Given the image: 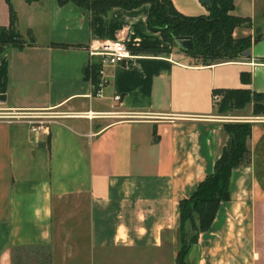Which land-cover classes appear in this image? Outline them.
Masks as SVG:
<instances>
[{
    "label": "crops",
    "instance_id": "1",
    "mask_svg": "<svg viewBox=\"0 0 264 264\" xmlns=\"http://www.w3.org/2000/svg\"><path fill=\"white\" fill-rule=\"evenodd\" d=\"M81 1L0 0V108L61 114L37 132L0 119V264H177L179 203L213 172L227 116L253 123L251 159L233 169L230 200L187 260L264 264V116L252 104L221 115L213 94L264 92V0H234L232 14L251 25L233 36L252 38L251 55L212 64L178 46L154 51L168 44L148 27L149 0L101 13ZM172 2L187 16L209 13L202 0ZM102 40L136 56L108 67L103 98H91L86 48ZM88 110L108 114L65 115Z\"/></svg>",
    "mask_w": 264,
    "mask_h": 264
},
{
    "label": "trees",
    "instance_id": "2",
    "mask_svg": "<svg viewBox=\"0 0 264 264\" xmlns=\"http://www.w3.org/2000/svg\"><path fill=\"white\" fill-rule=\"evenodd\" d=\"M10 2V0H7ZM28 2L34 0H27ZM83 6H89L93 12H106L114 6L135 8L143 0H94ZM151 4L147 19L151 31L160 32L163 40L171 44V48H153L159 53H170L175 43L179 49L189 56L201 60L205 64L233 61L242 56L253 43L251 37L235 38L233 32L240 26L251 25L246 17L233 15L234 0H211L207 15L187 16L179 12L172 0H149ZM17 16L11 8V40L21 46L16 32ZM181 39L191 41V47L180 44ZM259 40L256 37L255 41ZM146 50V48H138ZM96 77V73H94ZM241 79L249 84L250 73L243 72ZM214 95L220 96L215 102L217 112L221 115H233L235 111L253 105L254 116H264V92H254L250 88L215 89ZM253 123L250 121L226 122L224 130L229 140L217 160L213 172L203 180L194 193L179 203L180 224L178 229L180 248L177 253V264H189L188 255L197 243L202 232L209 231L223 202L231 198L230 181L235 167L249 163L251 150L249 139Z\"/></svg>",
    "mask_w": 264,
    "mask_h": 264
},
{
    "label": "built area",
    "instance_id": "3",
    "mask_svg": "<svg viewBox=\"0 0 264 264\" xmlns=\"http://www.w3.org/2000/svg\"><path fill=\"white\" fill-rule=\"evenodd\" d=\"M89 54L88 69L90 77L93 81L94 92L90 94L91 98H103L104 88L107 84L106 70L108 67H114L136 56L130 47L122 40H102L94 41L87 46ZM96 73V77H94ZM114 100L119 102L122 97L120 94L114 95ZM220 97L214 95V101H219ZM108 112L88 110L84 112L68 113L66 116L84 117L93 119L107 115ZM59 112L47 111H28V110H12L0 108V119L4 120H22L27 121L31 125V130L38 131L42 126L46 125L50 118L59 116ZM228 122L244 121L240 117L227 116L225 118Z\"/></svg>",
    "mask_w": 264,
    "mask_h": 264
},
{
    "label": "water",
    "instance_id": "4",
    "mask_svg": "<svg viewBox=\"0 0 264 264\" xmlns=\"http://www.w3.org/2000/svg\"><path fill=\"white\" fill-rule=\"evenodd\" d=\"M204 4H206L207 6H210L211 4V0H202ZM180 44L181 45H184L185 47H191L192 46V43L191 41L189 40H186V39H181L180 40ZM251 55V49H247L245 52H244V56H250ZM6 103V98L5 96H0V105L2 104H5Z\"/></svg>",
    "mask_w": 264,
    "mask_h": 264
},
{
    "label": "rangeland",
    "instance_id": "5",
    "mask_svg": "<svg viewBox=\"0 0 264 264\" xmlns=\"http://www.w3.org/2000/svg\"><path fill=\"white\" fill-rule=\"evenodd\" d=\"M88 2H90V1H94V0H87ZM177 43H178V41L175 43V46L177 47L178 45H177ZM168 45H167V47L168 48H171V44L170 43H167ZM218 97H220V96H218ZM238 111V110H237ZM245 121H247V120H245Z\"/></svg>",
    "mask_w": 264,
    "mask_h": 264
}]
</instances>
